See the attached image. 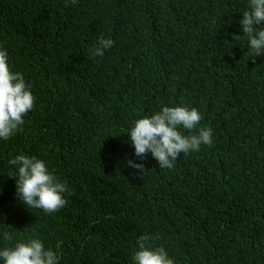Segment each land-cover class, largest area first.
<instances>
[{"label": "trees", "instance_id": "16d2710c", "mask_svg": "<svg viewBox=\"0 0 264 264\" xmlns=\"http://www.w3.org/2000/svg\"><path fill=\"white\" fill-rule=\"evenodd\" d=\"M246 11L249 0H0V49L35 97L23 130L0 139V250L40 239L59 264H134L149 235L174 264H264V55L242 32ZM101 37L114 44L91 57ZM165 106L196 108V131L213 130L171 169L141 161L127 134ZM20 154L66 182L59 211L19 200Z\"/></svg>", "mask_w": 264, "mask_h": 264}, {"label": "clouds", "instance_id": "9594fccd", "mask_svg": "<svg viewBox=\"0 0 264 264\" xmlns=\"http://www.w3.org/2000/svg\"><path fill=\"white\" fill-rule=\"evenodd\" d=\"M77 0H71L75 4ZM250 11L243 13L240 21L242 32L248 38L249 48L256 56L264 55V0H249ZM237 38L239 36H236ZM114 44L112 39L99 38L90 50L91 57L103 56L104 50ZM35 97L31 86L26 83L21 72L12 71L8 64V54L0 49V139L7 141L25 124V116L34 108ZM201 113L187 106H165L151 117L136 120L127 132L135 149V155L143 161L151 153L160 168H173L180 155L190 151H199L202 145L213 144V130L210 127L199 128ZM186 129L184 135L178 129ZM9 164L15 168V175L9 177L16 181V194L29 209H41L45 213H54L63 208L68 192L66 182L50 172L46 163L35 156L20 154L11 158ZM128 166L146 173L143 163L128 161ZM8 239V234L5 233ZM156 237L141 236L137 240L138 250L133 256L134 264H174L163 247H154L151 243ZM3 264H59V257L51 249H45L40 239L18 242L12 248L0 250Z\"/></svg>", "mask_w": 264, "mask_h": 264}]
</instances>
